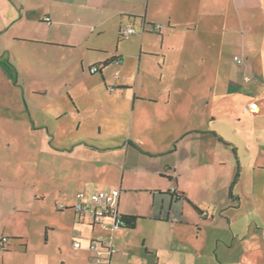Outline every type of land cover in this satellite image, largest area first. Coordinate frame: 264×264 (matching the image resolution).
Segmentation results:
<instances>
[{"label":"crops","instance_id":"obj_1","mask_svg":"<svg viewBox=\"0 0 264 264\" xmlns=\"http://www.w3.org/2000/svg\"><path fill=\"white\" fill-rule=\"evenodd\" d=\"M153 24H161L160 30H154ZM221 25L231 29L239 41V52L234 55L244 61L241 65L233 61L237 69L229 74L222 96L218 81L207 83L216 94L207 98L202 94L204 83L199 95L189 92V87L172 95L174 88L163 74L158 82H149L138 92L137 81L131 84L126 65L136 54L118 52V47L111 54L103 42L109 34L121 38L126 27L144 28L133 34L139 46L138 78L143 55L161 57L164 68L171 61L169 52L179 51L181 39L191 43L192 49L180 55L182 66L188 67L192 61L186 57L208 53L210 48L202 50L203 38L217 46ZM195 45L199 47L193 50ZM72 56L76 58L72 60ZM115 57L122 62H113ZM91 65H99V71L90 73ZM111 65L127 74L111 76ZM73 68L80 78L65 84L68 99L60 98L61 83H66ZM85 74L99 75L93 87L101 93L100 99L105 89L111 109L102 106L97 110L99 100L90 95L96 115L89 119L94 124L86 125V119L78 118V140L68 133L72 124H67L68 132L51 130L41 117L38 128L46 127L50 140L42 137L40 151H31L32 156L23 152L29 157L19 163L24 176H0V239L7 238L0 245L3 263L5 255L18 253L11 241L19 242L20 252H28L27 201L46 200L54 191L59 193L64 183L61 174L66 171L65 184H70L61 204L66 206L64 211L71 210L77 192L103 190L99 180L103 160H93V154L117 150L126 152L125 162L122 155H116L117 163L130 169L126 177L123 171L117 189L118 210L134 216L135 221L114 231L117 250L110 264H264V0H0V104L6 106V110L0 109V117L12 118L9 105L20 115L26 111L32 115L24 103L50 104L47 107L55 113H60V105L65 114L69 108L86 110L88 102L73 88L83 83ZM246 75L251 76L250 81L244 80ZM117 91L133 92L132 99L123 100ZM237 96L242 99L238 112L227 106ZM250 104L253 113L245 110ZM93 126L97 142L90 140ZM103 128L110 141L104 144ZM125 133L131 140L124 139ZM151 134L159 136V143L148 138ZM0 135L5 136L8 148L14 141L21 145L16 134ZM158 144L166 148L159 150ZM143 156H159L160 160L142 164ZM141 170L144 174L139 175ZM152 174L162 180L152 188L158 190L161 204L148 213L146 198L131 207L127 195L148 192L142 189H150L145 185L152 182ZM140 177L145 182L142 186ZM6 184L14 185V193ZM173 190L182 198L173 199ZM149 192L146 196L153 206L157 195L154 190ZM190 216L200 223L190 221ZM76 224L85 227V232L80 229L81 247L62 253L56 264H89L88 237L96 228L74 214L68 234L72 241ZM59 250H65L62 244Z\"/></svg>","mask_w":264,"mask_h":264},{"label":"rangeland","instance_id":"obj_2","mask_svg":"<svg viewBox=\"0 0 264 264\" xmlns=\"http://www.w3.org/2000/svg\"><path fill=\"white\" fill-rule=\"evenodd\" d=\"M225 28V29H224ZM231 29H228L227 26L222 27L220 26V30L218 32V41L217 46L211 45L208 43V41L203 38L202 39V45L201 46L205 50L210 48L208 50V53L206 51L202 55V57L199 54L190 55L189 58L190 61H192L191 65H187L188 67L182 66V62L180 56L186 51H188L191 48V43H185L186 41H183L181 39L182 43H179V51L174 50L170 51V58L171 61L164 66V68L161 67L162 65V59L161 57H154V56H148L143 55L141 57V65H140V72L137 76L136 67L138 64V56H139V46L136 45L137 37L134 35L125 36L124 38H121L116 35L109 34L106 38L103 37V42L107 44V50L109 53L113 54L115 50L118 47V52H128L131 54H136V58H130L128 63L126 62V65L128 66V71L130 73L129 80L131 84H135V81H137V88L138 92L141 91V89L146 88L149 82L155 83L158 82L160 74H163L165 81H167L171 87L174 88L172 95H177L181 91L186 90L188 87V91L192 92V94L198 93L200 94V85L201 83H204V86L202 87V94L205 98L211 95L215 94V89L212 91V89L209 87L207 83L218 81L219 82V95L222 96L223 94V85L229 78V74L236 68V64L233 62V55L236 52H239V41L237 39L233 38V34L229 31ZM119 37V42H117V39ZM199 45H195V50ZM61 51H67L63 48H59ZM217 49V50H216ZM214 51V53H211V51ZM183 51V53H182ZM217 51V52H216ZM76 54V53H75ZM74 54V55H75ZM201 57V59H200ZM76 57H71L72 60H74ZM140 59V58H139ZM200 59V61H199ZM72 63V62H71ZM69 63V64H71ZM74 65V64H72ZM203 65V66H202ZM216 67H219V70H216ZM109 74L111 76H114L115 73H118L119 75L123 76L126 73L125 70H120L113 65L109 66ZM63 66H61V74L63 72ZM237 69V68H236ZM76 70L73 68V73L68 78L66 83H61L62 87L60 88V98L68 99L67 92L64 91L65 84H69V82L74 79L75 77H79L76 75ZM60 74V75H61ZM62 76V75H61ZM84 78H81L82 82L79 85H76L73 87L75 90H78L81 92L82 99L86 101V110L80 111L79 109H75V111L69 110L68 113L65 114V109L62 105H60V113H55L52 111L51 108L47 107L50 104H40V105H26L23 104L24 107H29L32 110V115L27 113L20 115L17 110H15L12 105L10 106V110L12 111V118L11 119H5L4 116L0 117V134H16L17 138L21 140V145L16 146L15 141L13 142L11 147H7L5 145L4 138L0 135V176H10L11 178L16 177H22V175H25V172L21 170V167L19 163L25 162L29 160V157L24 154H29L32 156V152L34 153L36 151H40L39 149V142L42 137L46 138L49 141L51 136L48 134L46 127L45 129L41 128L39 129V125L41 122V117H43V120L47 121L50 124L51 130L56 129V131H65L67 130V124H72L73 129L72 132H69L70 135L73 134L71 138H75L78 140L79 138V131L77 130L78 126V118L86 119L85 123L86 125L89 124L92 120L89 119L90 117L94 118L93 116L96 115V112L94 111V106L90 103V95L92 97H96L99 101L97 104V110L98 107H104L107 106L110 108V102L108 101L105 93V89L101 88L103 90V99H100L98 96H101V93L96 87H93L94 81L99 78L98 74L93 75L92 77L89 74H85ZM73 77V78H72ZM80 78V77H79ZM137 78V79H136ZM241 83V82H240ZM158 85V84H157ZM118 94H120L121 98L123 100L127 99L128 102L132 99L133 92L126 93L117 91ZM102 97V96H101ZM222 98V97H221ZM68 101V100H67ZM241 104L242 99L241 96H237L234 101H230L227 106H230V108H233L236 112L241 110ZM83 106V105H82ZM130 105H127V111H130L129 108ZM72 107V104H71ZM5 109V105L0 104V109ZM80 111V113H78ZM75 114V119H73V115ZM128 114V113H127ZM25 116V117H22ZM93 125L94 123L91 122ZM33 131V132H31ZM91 132H93L90 135V140L99 141L97 130L94 129V126L91 127ZM46 134V135H45ZM125 140L132 138V136L125 133ZM48 135V136H47ZM106 136V137H105ZM148 138H151L155 140V143H159V136L156 137L153 134H151ZM101 141V140H100ZM104 142H110L107 137V132L103 128V144ZM19 144V143H18ZM156 148H159V150H164L166 147L162 144H158ZM78 155V152L76 153V156ZM116 155H122L123 161L125 162L126 158V152L123 151L121 153L120 151H109L103 150V153H95L93 154V160L99 159L100 162L103 160V164L101 165L103 169V176L99 179L103 182V190L110 192V193H117V189L119 188V183L121 181V178L123 176L126 177L130 173V169L126 167L124 170V164L119 165L118 160H116ZM144 158H141L142 164L144 163H152L153 161H159L160 157L155 156L154 159L150 158L148 156H143ZM78 159V158H75ZM163 159V158H162ZM101 164V163H100ZM115 164V165H114ZM118 169H117V165ZM141 164V165H142ZM99 165V164H98ZM18 166V168H17ZM138 174H144L141 171L138 172ZM61 178L64 179V183L62 186H60L59 193L54 191V196H52L50 199L46 200H29L27 201L30 204V213L27 217L28 220V227H29V241H28V252L23 253L20 251H23L20 249V245L18 241H11V246H15V248L18 250L17 252H12L8 255H5L4 263L2 261V257L0 256V264H56L59 262L62 258V253L67 254V252L72 253L75 250L72 247V239H68V234L70 233V228L72 226L73 218H74V210H68V211H60L58 208L59 205L62 203V195L66 193V190L68 189V185L65 184L68 179V176L66 175V171H63L61 174ZM152 182L150 184H147V186L150 189H142L144 191L148 192H130L127 195V203L131 207H136L138 205V201H145V208L146 212H152V210L155 208L159 209L161 204V199L158 198V190L152 189L156 188V186L160 185L162 183V180L159 175H153L152 174ZM141 186L145 184L144 179L140 177L139 183ZM9 191L12 189V192L14 193V185H7ZM4 188V187H3ZM144 188V187H142ZM141 190V189H138ZM149 190H154L157 198L155 200V205L151 206L152 203L148 200V196H146L147 193L150 192ZM91 192V191H90ZM10 197V193L8 194ZM148 195V194H147ZM54 197V198H53ZM150 197V196H149ZM5 198H8L6 196ZM124 198L120 200V207L122 208V203ZM188 207V206H187ZM190 208V206L188 207ZM187 209V208H186ZM192 209V208H191ZM159 211V210H158ZM157 211V212H158ZM156 213V212H155ZM159 214V213H157ZM187 219V218H186ZM14 220V219H13ZM190 221H193L196 223L197 220L196 217L190 216ZM20 224H23V221L21 219H18ZM151 223V222H149ZM206 223V222H205ZM75 228L78 230H83L85 232V227L82 225H75ZM1 230V226H0ZM62 244L64 247V251L60 252L59 245ZM68 245V246H67Z\"/></svg>","mask_w":264,"mask_h":264},{"label":"built area","instance_id":"obj_3","mask_svg":"<svg viewBox=\"0 0 264 264\" xmlns=\"http://www.w3.org/2000/svg\"><path fill=\"white\" fill-rule=\"evenodd\" d=\"M47 24H50V18L45 17ZM154 30H160L161 24H153ZM143 27L136 28L129 26L121 30L122 36H129L135 33L142 32ZM233 61L236 64H243V58L234 55ZM113 62L120 64L122 62L121 57H115ZM100 69L99 65H91L89 67L90 73H96ZM117 76L118 73H115ZM245 81H250L251 76L246 75ZM110 90L113 87L109 88ZM245 110L249 113H253V106H245ZM172 194L181 197L174 190ZM118 193H110L105 190H98L92 193H86L79 191L76 194L75 203L70 207L74 210V214L78 220H81L90 227H95L93 233L88 237V250L90 251L89 264H110L111 255L116 252V246L113 239V233L116 229L125 225V219L118 210ZM60 210L66 208L65 205L60 204L58 207ZM82 234L80 230L74 232V239L72 241L73 249L77 250L81 247ZM7 241L6 237L0 239V245Z\"/></svg>","mask_w":264,"mask_h":264},{"label":"trees","instance_id":"obj_4","mask_svg":"<svg viewBox=\"0 0 264 264\" xmlns=\"http://www.w3.org/2000/svg\"><path fill=\"white\" fill-rule=\"evenodd\" d=\"M110 88V87H109ZM108 88V89H109ZM115 88L113 87V89L112 90H114ZM110 90V89H109ZM112 90H110V91H112ZM171 196L173 197V199H175V200H178V199H181L182 197H179V196H176V195H174V194H171ZM122 215V214H121ZM123 217H124V219H125V225L124 226H122V227H128V226H132L133 225V223H134V221H135V217L134 216H124V215H122Z\"/></svg>","mask_w":264,"mask_h":264}]
</instances>
